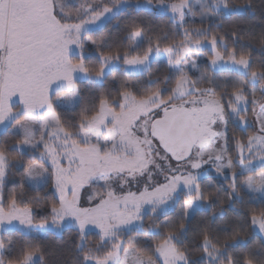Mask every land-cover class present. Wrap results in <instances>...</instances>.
<instances>
[{"label": "snow or ice", "instance_id": "snow-or-ice-1", "mask_svg": "<svg viewBox=\"0 0 264 264\" xmlns=\"http://www.w3.org/2000/svg\"><path fill=\"white\" fill-rule=\"evenodd\" d=\"M253 9L252 0H0V264H56L43 241L65 231L71 264H264V60L244 51L257 39L243 27ZM129 10L167 14L173 26L149 35L132 20L116 41L94 37ZM258 41L264 51V32ZM109 77L118 86L106 88ZM21 166L19 188L8 189ZM216 177L226 194L210 190ZM49 186L50 200L39 194ZM245 195L255 206L243 220L192 227L198 210L223 217L225 201ZM177 205L176 219L156 222Z\"/></svg>", "mask_w": 264, "mask_h": 264}, {"label": "trees", "instance_id": "trees-1", "mask_svg": "<svg viewBox=\"0 0 264 264\" xmlns=\"http://www.w3.org/2000/svg\"><path fill=\"white\" fill-rule=\"evenodd\" d=\"M235 3H247L248 0H234ZM252 3L254 5V15L249 14V16L246 18L247 22L243 25L244 31L254 33L257 37L256 40L251 41H245L244 43L250 45L244 48L245 52H249L251 54V58L254 61L255 65L258 66L261 60H264V51L261 50L260 44L258 41V37L261 32H264V19H262V12H264V8L261 7L262 0H252ZM187 19V26L188 27H198L200 25L199 19L191 20L189 18ZM132 20H136L137 22L143 20L146 23V26L150 28L152 31H149V35H153L156 32L161 31H168L172 28L173 23L169 19V16L167 14H153L149 15L143 11H136V10H129V12L122 14L118 20L113 21L111 24L107 26L103 31H97L94 33V37L96 39H99L100 37H108L110 36L113 41H116L119 37L124 35V26L131 22ZM232 22L228 21L226 22L225 29L223 31L227 32L228 28ZM239 47V46H238ZM204 58L201 57V62H203ZM91 63H94L95 60L93 59L90 61ZM157 68L156 64H153V71H155ZM161 71H164L163 64L160 65ZM117 75L121 79H125L126 77L123 76L122 72L117 73ZM115 86H118V84H114L112 81V78L109 77L108 80L105 83L106 88H113ZM81 88L83 90V101L86 103L88 99H90V93L87 90V83H82ZM249 119H252L251 115L249 116ZM238 135L240 133H237ZM25 162H27V157L24 158ZM24 170V166H21L19 171L13 170L15 172V175L10 177L9 183H8V189H11L13 187L19 188L22 176L21 173ZM261 171V169H256V172L258 173ZM205 183H208V181H205ZM211 183L213 185V188L210 189L212 191H215L217 189L221 190L222 195L226 194L228 182L216 177L211 179ZM25 188H27V185H25ZM34 192H29V196L35 195ZM41 197H45L47 199L52 198V190L49 186L48 188H45L41 190L39 193ZM249 197L247 195L244 196V203L241 204L237 202L233 207L229 208L227 205V201L224 203V208L226 215L221 217L219 215V207L214 209V211L217 213V215L213 218L212 211H203L198 210V214L195 215L194 220L192 221V227L195 228L197 225H200L201 222L210 224L213 228H221V227H229L234 220L240 219L243 220L244 216L242 213H244L248 208L254 207L255 205L250 204L248 202ZM180 211L179 205H177L174 208L167 209L166 215L161 214L156 218V222L160 223L164 221L165 219H176L178 217ZM151 222V220L146 217L145 218V227ZM251 231V230H249ZM95 231H93L94 233ZM132 236H136L137 233L133 232L131 234ZM74 233L65 231L62 234H57L56 236L52 237L50 236L47 240L43 241L44 247L48 250L45 256V259L48 261H56V264H71V255L67 254V248H70L72 246V239H73ZM13 238L16 240H28L30 237L28 236H22L19 232L13 233ZM39 238V237H37ZM126 238V237H125ZM90 240L95 241L97 237L92 234L89 237ZM141 239H144L141 237ZM198 241L194 240V234L192 231H189L188 237L185 241V244L190 247H195V244ZM258 244V235L257 239L254 240L253 246ZM60 246L65 247V255H60L58 252V248ZM199 253H194L193 258L198 256Z\"/></svg>", "mask_w": 264, "mask_h": 264}, {"label": "rangeland", "instance_id": "rangeland-1", "mask_svg": "<svg viewBox=\"0 0 264 264\" xmlns=\"http://www.w3.org/2000/svg\"><path fill=\"white\" fill-rule=\"evenodd\" d=\"M192 2L195 4V0H192ZM198 5H196V10L198 11ZM187 18H189V19H191V20H195V19H199V16L197 15V16H195V17H193V16H191V15H189ZM204 58V57H203ZM201 62V61H200ZM202 63V62H201ZM196 75H198V73H196ZM133 190H135V188H133ZM83 195H85V197H86V193H84ZM171 208H173V207H169L168 209H171ZM93 231H96V230H93Z\"/></svg>", "mask_w": 264, "mask_h": 264}]
</instances>
